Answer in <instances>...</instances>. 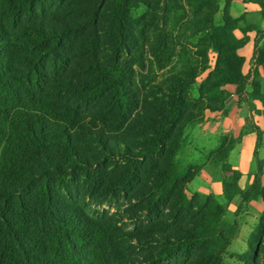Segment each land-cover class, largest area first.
I'll return each instance as SVG.
<instances>
[{
    "label": "trees",
    "instance_id": "16d2710c",
    "mask_svg": "<svg viewBox=\"0 0 264 264\" xmlns=\"http://www.w3.org/2000/svg\"><path fill=\"white\" fill-rule=\"evenodd\" d=\"M224 1L217 20L220 0H81L90 5L83 19L67 7L71 0H0V264H226L236 236L225 219L241 177L226 159L236 140L226 138L208 155L223 173L222 195L188 197L202 166L192 173L174 166L186 129L206 111L225 112L230 87L240 101L250 75L261 88L264 0H245L260 6L259 25L246 22L247 12L234 17L233 0ZM98 16L101 28V21L93 26ZM186 28L196 30L190 38L200 35L196 45L184 41ZM253 31L255 68L245 75L239 49ZM77 35L83 38L71 46ZM209 49L218 53L213 69ZM71 51L87 58L78 72H49ZM150 56L156 63L143 96L136 67L146 69ZM246 101L258 115L251 97ZM263 168L258 159L244 201L264 200ZM129 191L150 216L160 220L164 207L176 222L133 234L85 207L89 197L112 202ZM185 212L195 216L182 219ZM233 225L237 233L239 221ZM263 243L264 211L248 239L255 259L240 261L260 264Z\"/></svg>",
    "mask_w": 264,
    "mask_h": 264
},
{
    "label": "crops",
    "instance_id": "0c3cea01",
    "mask_svg": "<svg viewBox=\"0 0 264 264\" xmlns=\"http://www.w3.org/2000/svg\"><path fill=\"white\" fill-rule=\"evenodd\" d=\"M259 10L260 6L254 2L245 0H233L232 2L231 13L234 16H240L244 12L257 13ZM262 27L264 28V21ZM249 35L250 41L239 50L240 55L245 58L244 74H248L252 68L255 49L256 32H250ZM260 71L263 73L262 68ZM255 125L263 127L261 117L254 114L249 105L240 101L238 95L232 92L226 102L225 112H210L204 121L188 128L189 140L182 147L193 155L192 157L196 158L197 162L204 164L188 183L187 193L189 195L196 192L222 195L224 191L221 180L223 173L212 166L207 151L217 148L226 138L236 140L226 161L233 169L241 172L240 193L229 203L228 215H233L239 221V231L232 244L247 243V246L250 234L259 223L264 211V200L261 196L244 201L246 193L252 188L256 179V173L252 168L258 159H264V140L260 141ZM226 175L228 176V173ZM261 179L264 185V168Z\"/></svg>",
    "mask_w": 264,
    "mask_h": 264
},
{
    "label": "rangeland",
    "instance_id": "374dc122",
    "mask_svg": "<svg viewBox=\"0 0 264 264\" xmlns=\"http://www.w3.org/2000/svg\"><path fill=\"white\" fill-rule=\"evenodd\" d=\"M71 1L72 2L70 3V5H67V7L71 8L73 10H76V14L82 19L88 15L89 6L90 5L97 6L98 2H99V0H92V3L90 5H88L85 2L81 3V0H78V2L74 1V0H71ZM184 3L187 4V0H184ZM224 6H225V1L220 0V10L215 15L217 20H220L222 17ZM144 11H145V7H142L138 10H135L134 14H135V16H137V15H140L141 13H143ZM244 16H245V20L247 23L249 22L252 24H258L259 25L260 22L262 21V16L259 13H245ZM234 17H239V16H234ZM186 18H188V17L186 16L185 19ZM99 21H101L99 24L100 28L102 26H105L106 23L103 22V16H98L96 21L94 22L93 26H96ZM261 23L263 24V21ZM240 24L244 25V21H241ZM90 30L91 29L86 30V33ZM195 32H196V30H191V29L182 30L181 34H186V38L184 39V41L190 42V44L196 45L199 42L200 35L195 36L193 38H190V36L195 34ZM235 35L237 37H242V33L240 32V30H235ZM82 38H83V35H77L75 37H72V41L70 42L71 46L76 45L77 42L80 41ZM152 40L155 41V30H152ZM262 42H263V40L261 41V43ZM146 49L150 50V47L147 46ZM254 52H255V49H254ZM209 59H210V63H209L210 69H213L214 66L216 65V62L218 59V53L216 50L209 49ZM85 60H87V58H85L84 56H81L77 53L74 54L71 51L70 54L68 55V59H66V61H65L66 63L63 66L58 64L55 68L49 67V72H51L52 70H54V71L56 70L57 71L56 74L59 76H64L66 74L72 75V74H74V72L75 73L78 72L81 63L85 62ZM150 60H151V56L146 61V65H147L146 69L143 70V69H141V67H136L138 70L137 71V73H138L137 74L138 86H139V88H141L140 92L143 96L146 95V87L144 86V84L146 83V79L148 80L150 78V76L153 75V74L149 73V68L156 63V62H153L151 64ZM254 60H255V58L253 56L252 68L250 69L248 74H245V75L252 74V72L255 68ZM260 68L261 67H259V69ZM210 69L203 72L200 75V77L198 78V81H201L203 78H205L209 74ZM165 72H166V70H161L159 73H157L158 75L156 77V80H162ZM254 78L255 77L253 75L249 76L248 85L245 87V90L243 91V96H244L243 101L248 104V102L246 101L247 97H251V99L253 100L252 104L254 106V109L259 111L258 115L261 117V121L263 122V127H262V131H261L262 135L261 136L264 139V134H263L264 115L262 114V112L264 111V100H263V98H264V73H261V71H260V74L257 75V77H256L257 79L261 80V88L259 91H257L253 86V79ZM230 88H232L231 92L236 93V86H233ZM208 113H210V111L205 112V118H206V115ZM188 128L185 131L186 138H184L185 140L182 143L179 152L176 154V156L174 158V166H176L177 171L181 172V173L182 172L183 173L184 172L185 173H187V172L192 173V172L196 171L198 169V167L203 166V163L197 162L198 160L196 158L192 157L193 155L189 154V152L186 151L185 149H182V147H184L186 145V142L189 140L190 135H188V133H187ZM212 150L213 149H208L207 156L209 155V153ZM109 162L110 163H108V164L110 165L114 161L111 160ZM102 165L105 166L104 163H102ZM191 196L192 195L188 194V197H191ZM85 207L93 216H99V217L100 216H106V215L107 216H114L115 219L118 221V225L120 227H122L126 231L131 232L133 234H138L140 232V230H142L144 227H148L150 225L154 226L156 228V231L160 232V228H161L160 225L165 226V225H168L169 223L176 222L174 219V215L172 213H170V211H168L164 207H162L163 212L160 216V220H157L158 217L156 215L150 216L147 211L143 210V208H145V202L142 200H136L135 196L133 197V194L131 191L122 195L119 199L113 200L112 202L102 203L100 201H96L94 198L89 197L86 199ZM191 215L195 216L192 213L191 214L190 213L187 214V212L181 213L182 219H185L186 216L190 217ZM225 220L229 224V229L233 230L235 232L234 235L236 236V234L238 233V230L236 233V229L234 228V225H233V222L236 220L235 217L233 215L227 214ZM235 236H233V238ZM136 250L141 251V249H139V248H137ZM248 250L249 249H248L247 243H244V244L238 243V242L233 243V244L231 243L229 245V247L227 248V251L224 253L225 263L226 264H243V262L240 261L241 256H243L244 259H247L250 262H252V260L255 259L254 251H252L250 253V256H249L247 253ZM258 261L260 262V264H264V243L261 247ZM166 264H168V262H166Z\"/></svg>",
    "mask_w": 264,
    "mask_h": 264
}]
</instances>
